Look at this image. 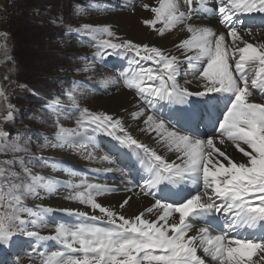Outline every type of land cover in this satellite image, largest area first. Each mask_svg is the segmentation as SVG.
Returning <instances> with one entry per match:
<instances>
[{
	"label": "snow or ice",
	"instance_id": "6c2138e0",
	"mask_svg": "<svg viewBox=\"0 0 264 264\" xmlns=\"http://www.w3.org/2000/svg\"><path fill=\"white\" fill-rule=\"evenodd\" d=\"M157 2L158 6L141 5L151 17L140 23L161 37L183 25L188 35L174 45L177 51L183 50V59L155 45L121 39L108 25L85 24L75 31L95 41L98 50L93 59L131 57L129 67L136 70L120 72L124 85L138 98V110L130 116L144 117L140 132L174 154L175 160L132 136L122 118L87 108H77L78 130L60 127L54 143L41 145L54 148L77 140L92 142L89 131L115 140L116 153L124 151L134 157L142 181L125 190L138 188L152 202L126 217L97 199L119 191L118 187L83 179L79 184L69 181L66 199L91 211L60 210L79 219L57 222L54 233L44 236L29 230L30 226H45V217L55 210L26 207L24 198L39 199L40 189L51 192L61 182L33 174L20 160L26 179L17 183L20 174L11 170L17 158L0 161V264H15L12 256L28 248L30 255L40 256L42 264H264V103L253 99L257 92L264 98V40L252 42L250 38L258 33L240 20L241 15L264 14V0H217L211 9L206 0ZM209 13L224 31L188 22ZM146 63L155 67H145ZM182 70L191 73L198 90L178 83ZM115 82L113 77L101 81L105 85ZM68 95L72 96L71 91ZM4 119H13V113L9 111ZM202 127L205 132L200 131ZM9 135L0 130V151H20L21 135L8 142ZM225 144L233 147L239 159L222 148ZM131 172L129 168L125 174ZM130 199L125 198L120 209ZM33 241L56 250L41 251L44 245Z\"/></svg>",
	"mask_w": 264,
	"mask_h": 264
},
{
	"label": "rangeland",
	"instance_id": "374dc122",
	"mask_svg": "<svg viewBox=\"0 0 264 264\" xmlns=\"http://www.w3.org/2000/svg\"><path fill=\"white\" fill-rule=\"evenodd\" d=\"M85 6H90V2L85 0H0V45H3L0 47V92L3 93L0 95V130L10 133L8 142L14 140L18 134L21 135L19 142L21 150L0 151V161L17 158V162L11 169L20 174L17 183L26 179L20 160L32 169L33 174L44 176L46 179L59 180V176L51 171L52 167L47 165L56 157L47 156V147H41V145L45 144L49 138H54L60 127L77 129V125L65 127L52 108L48 107V102L67 103L70 91L74 95L81 86H88L91 83L101 86L99 81L90 78L93 69L88 64L92 56L86 47L92 38L83 32L75 31L85 25L80 22L81 8ZM9 104L14 107L9 109ZM85 105L88 103L85 102ZM90 108L91 112H96L94 106ZM9 111L13 113V119L5 121L4 117ZM87 135L90 134L87 133ZM74 148L83 161L93 165L90 167L93 171L102 173L104 164L101 149L96 148L98 151L96 156L84 142L75 145ZM157 151L162 149L158 147ZM53 155L59 156V154ZM89 155L91 159L88 158ZM41 156L45 159L37 161L36 158ZM65 162L72 164L71 161ZM66 179L64 178V183L67 185L69 181L73 184L80 183V181ZM52 192L58 195L55 189ZM49 198V201L46 199V204L37 203L36 201L40 199L36 197L24 198L26 207L40 206L55 210L45 217V226L38 228L30 226L29 230H39L38 232L44 236L54 233V224L60 220L73 221V217L60 212L62 209H74L69 203L65 204L62 201L66 197ZM44 228L50 231V234L42 233ZM36 242L33 241V244L35 245ZM45 248L49 252L56 250V248L49 249L47 244L40 250L44 251ZM31 252L32 249L28 248L19 256H12V259L15 264H42L40 256L30 255Z\"/></svg>",
	"mask_w": 264,
	"mask_h": 264
},
{
	"label": "bare ground",
	"instance_id": "6f19581e",
	"mask_svg": "<svg viewBox=\"0 0 264 264\" xmlns=\"http://www.w3.org/2000/svg\"><path fill=\"white\" fill-rule=\"evenodd\" d=\"M208 1L209 0H206V7L209 6ZM85 2H90V6H85L83 9L81 8V23L91 26L108 25L111 27V30L115 32L121 39L131 40L137 44L155 45L162 48L171 55H176L183 59V50L177 51V49L174 47V45H176L180 40L185 39L188 35L187 32L183 30V25L178 26L170 31H166L161 37L155 32L145 28L140 23L142 18L151 17V13L149 11L143 10L141 5L147 3L153 6H158L157 0H85ZM133 8H135V11H133ZM188 22L211 26L217 33L224 31L223 27L219 24L218 19L213 16L203 17L202 19H191ZM161 26L162 25L160 24L157 25L158 28ZM252 31L253 33H258V35H254L250 38L252 42L255 43L264 40V28L252 29ZM86 49L90 52V56H92L90 57L88 64L91 65L93 69V72L90 73V78L99 81L98 83L101 86L98 87L94 83H91L92 85L89 84L88 86H81V88L74 95L69 97V101H66L67 103L61 101L57 103L48 102V104H55V107H52V110L56 113L60 122L65 127H71L73 124L77 125L76 122L80 118L77 108H87L90 110V106H94L96 112H107L122 118L125 129L131 133L132 136L144 144L156 147V149L158 147L161 148L162 151H158L160 155H165L169 160H175L176 157L174 154L166 153L162 147L156 145V142L153 138L140 132L139 129L143 126L144 117L136 120L130 116L132 111L138 110L136 108L138 98L134 90H130L124 85V78L120 76V72L127 71L131 73L132 71L136 70L134 66L132 68L129 67V60L131 57L125 58L124 55H109L107 57L93 59L94 53L98 50L93 39L87 44ZM144 66L155 67V65L147 63ZM183 68L187 69V65H184ZM108 77L115 78L116 82L109 83L107 85L101 83L102 80ZM186 81H192V83L186 84ZM147 83L148 82H146V84ZM154 83L158 84V81ZM178 83L189 87L192 91L198 90V85L193 80L190 72L186 74L185 71L182 70L178 76ZM253 99L258 103H264V98H262L259 92L254 95ZM85 102L90 106L85 105ZM165 112H167V109H165ZM200 131L205 132L206 129L202 127ZM88 133L90 135L87 136L92 137V142H89L87 139H85L77 140L75 143H68L66 145L57 146L54 148L47 147V156L52 158L56 157L53 158V160H50L47 165L52 167L51 171L59 176L58 181L61 183L55 188L58 195L52 191L47 192V190H43L40 191V200L36 202L46 204V199L49 201V197L63 198L69 196L70 189L68 188L67 184L64 183V178H67L66 180L73 179L76 181H81V179H83L89 183L106 184L108 186H116L120 189L119 191L108 193L97 198L98 202L102 203L104 206L112 207L117 211H120L126 217H132L143 211L144 208L148 207L152 202V198L145 197L140 194L138 188L134 191L125 190L131 189L133 185L137 183V181H140V173L137 171L138 165L133 164L134 157H131V153L125 155L124 151L116 153L114 145H117L118 147V144L115 140H112L105 135H96L91 131ZM48 142L54 143V138H49ZM81 142H84L85 145H87L89 149L95 153V155L98 152L97 149H101L103 151V158L108 156L109 160L113 162L110 163L109 160L103 159L102 163L104 166H102L101 169L102 173H96L90 168L93 165L91 163L87 164L86 161H83L74 148L75 145H78ZM222 148L225 149L230 155H233L234 158L239 159V155L234 151L230 144H225L222 146ZM53 154H59V156H55ZM65 161H71L72 164L70 165ZM53 164H55V167H53ZM107 168H112L114 171L105 172L104 169ZM129 168L132 169L131 175H126L125 173ZM65 169H68V171L66 172ZM72 171L76 173V176L69 175V172ZM59 186H63L64 188H60ZM128 197L131 198L129 203L123 209H120V203ZM62 201L65 204L69 203V205H71L74 209L91 211L86 206L81 205L78 201H72L66 198L62 199ZM97 215H99L98 212ZM149 218L151 219L154 217L150 216ZM78 219V217H73L72 222L75 223ZM196 227H200V224L197 223ZM41 232L44 234H50V231L45 228ZM200 254L203 255L202 252Z\"/></svg>",
	"mask_w": 264,
	"mask_h": 264
}]
</instances>
